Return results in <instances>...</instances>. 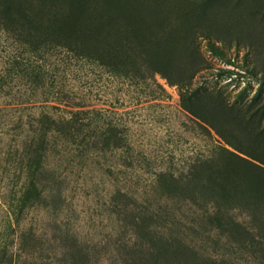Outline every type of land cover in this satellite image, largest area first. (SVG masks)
<instances>
[{
    "label": "rangeland",
    "instance_id": "rangeland-1",
    "mask_svg": "<svg viewBox=\"0 0 264 264\" xmlns=\"http://www.w3.org/2000/svg\"><path fill=\"white\" fill-rule=\"evenodd\" d=\"M0 264H264V0H0Z\"/></svg>",
    "mask_w": 264,
    "mask_h": 264
}]
</instances>
